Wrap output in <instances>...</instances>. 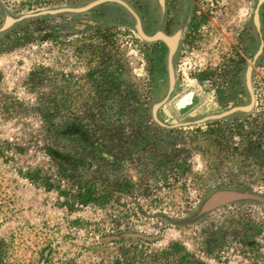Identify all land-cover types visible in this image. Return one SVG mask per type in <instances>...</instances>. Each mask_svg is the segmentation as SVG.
Listing matches in <instances>:
<instances>
[{
  "label": "rangeland",
  "instance_id": "374dc122",
  "mask_svg": "<svg viewBox=\"0 0 264 264\" xmlns=\"http://www.w3.org/2000/svg\"><path fill=\"white\" fill-rule=\"evenodd\" d=\"M178 3L192 28L171 55L154 36L180 26ZM157 9L0 0V29L15 21L0 30V264H264V203L196 215L219 190L264 195V0H166L161 23ZM51 121L105 202L71 196L80 186L46 152Z\"/></svg>",
  "mask_w": 264,
  "mask_h": 264
},
{
  "label": "trees",
  "instance_id": "16d2710c",
  "mask_svg": "<svg viewBox=\"0 0 264 264\" xmlns=\"http://www.w3.org/2000/svg\"><path fill=\"white\" fill-rule=\"evenodd\" d=\"M100 1H106V0H100ZM115 1H117V0H115ZM14 22L15 21L13 19L8 18L6 20V23H4L1 26L0 30L2 31V30L7 29ZM53 116H54L53 113L45 115L46 118H51ZM77 125H78V123H77ZM77 125L75 126V129L78 130ZM60 128L61 127L58 125V123H55L52 121L48 122V125H47V130L49 132L48 138H49V141H52V142L49 143V146L46 148V152H47V155H48L49 160L51 161L52 165L54 163L58 176L60 177V179L68 180V182H70L73 185L80 186L78 188V190H75L74 193H72V195H71L75 198V200L78 203L84 205V204H88L90 202L96 203V204H100V203L105 202L106 201L105 198L107 197V191H105L103 189V187L98 189V187H96L95 184L93 186L89 185V186L85 187L86 183L83 184L81 182L82 179L81 180L78 179V175H76L75 170L79 166L81 159H79V158L77 159V157H74L75 155L72 156L71 153H66L64 151H61L59 143L56 142V140L59 139V136L61 134ZM69 130L70 129H68V130L66 129V131H69ZM79 134H81L80 137L82 138V140H84L86 142L88 141L89 136L91 135L90 133H88L86 131V129L81 131V133H79ZM97 146L99 147V150H100V151H98L100 153V156L103 158H106V153L104 152L105 150L102 149L101 144L100 145L97 144ZM100 183H103V181L100 180ZM221 191H227V190H219V191L213 192L210 195H208L200 204V206L196 212V215L199 217H202V216H205L206 214H208L209 212L213 211L214 209H216L218 207H221V206H224V205H227L230 203L244 201V200H236V201L230 200L229 201V200L225 199V197L220 193ZM228 191L243 192V190H228ZM244 192L252 193L250 191H244ZM213 194L214 195L219 194V195H216L215 198L213 200H211L210 203H208V205L206 206V210L202 212L201 209H202L203 204L205 203V201L207 199H210V197ZM65 203L69 204V201H66ZM262 203H264V202H262ZM111 236H113L112 233L107 234V235H103L102 240H106L108 237H111ZM133 237L137 238L138 240H141V237H139V235H134ZM171 249H172L171 252L164 253L165 255L167 254V257H165V258H168L169 256H171V257L175 256L178 253L181 254V252H183V250H184V247L182 245H180L178 242H176L174 244V246H170V250ZM188 253L189 252H187V253L184 252V254L180 255L178 258L172 257L174 260L173 264H199L196 261L193 262Z\"/></svg>",
  "mask_w": 264,
  "mask_h": 264
},
{
  "label": "flooded vegetation",
  "instance_id": "af4514ba",
  "mask_svg": "<svg viewBox=\"0 0 264 264\" xmlns=\"http://www.w3.org/2000/svg\"><path fill=\"white\" fill-rule=\"evenodd\" d=\"M177 1H181V0H176V2ZM165 3H166V0H157L159 10L157 9L158 13L156 12V14L158 15H156V17H159L158 18L159 23H161L165 19V10H166ZM167 9L169 10V18H167V20L168 22H170V26L175 27V25H178L179 22H180V26L177 29L172 30V33L166 36L159 33L160 35L168 39L167 42L161 38L162 36L156 37L155 40H162L164 43H166L169 47L171 55H173L174 51L179 46L181 40L189 36L188 33L191 31L187 29L184 32V27L190 26L192 17L190 13L187 14L189 8L185 7L184 5L180 3L176 4L172 8L168 6ZM190 28L192 27L190 26Z\"/></svg>",
  "mask_w": 264,
  "mask_h": 264
},
{
  "label": "water",
  "instance_id": "95a60500",
  "mask_svg": "<svg viewBox=\"0 0 264 264\" xmlns=\"http://www.w3.org/2000/svg\"><path fill=\"white\" fill-rule=\"evenodd\" d=\"M162 35L158 34L156 35L154 38L156 37H161ZM162 39H164V41H168L167 38L165 37H161ZM193 95L194 93L193 92H188L187 94H185L183 97H181L178 102L176 103V107L177 108H183L185 107L186 105H189L192 103V99H193ZM224 197L225 199L227 200H232V201H236V200H251V201H257V202H264V195H258V194H255V193H249V192H240V191H221L220 192ZM219 193V194H220ZM219 194H213L210 199H207L205 201V203L203 204L202 206V209L201 211H205L206 210V206L208 205V203L211 202V200H213L215 198L216 195H219Z\"/></svg>",
  "mask_w": 264,
  "mask_h": 264
}]
</instances>
